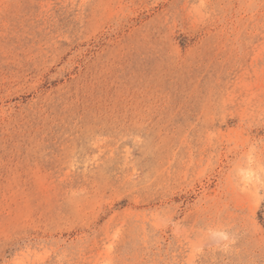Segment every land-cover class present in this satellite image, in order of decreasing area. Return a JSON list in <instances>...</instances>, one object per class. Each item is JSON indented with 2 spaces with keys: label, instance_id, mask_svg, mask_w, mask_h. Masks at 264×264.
<instances>
[{
  "label": "rangeland",
  "instance_id": "374dc122",
  "mask_svg": "<svg viewBox=\"0 0 264 264\" xmlns=\"http://www.w3.org/2000/svg\"><path fill=\"white\" fill-rule=\"evenodd\" d=\"M0 264H264V0H0Z\"/></svg>",
  "mask_w": 264,
  "mask_h": 264
}]
</instances>
